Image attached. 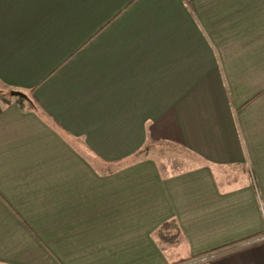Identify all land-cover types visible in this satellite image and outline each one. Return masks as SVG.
Listing matches in <instances>:
<instances>
[{
    "label": "crops",
    "instance_id": "1",
    "mask_svg": "<svg viewBox=\"0 0 264 264\" xmlns=\"http://www.w3.org/2000/svg\"><path fill=\"white\" fill-rule=\"evenodd\" d=\"M200 256L264 264V0H0V264Z\"/></svg>",
    "mask_w": 264,
    "mask_h": 264
},
{
    "label": "rangeland",
    "instance_id": "2",
    "mask_svg": "<svg viewBox=\"0 0 264 264\" xmlns=\"http://www.w3.org/2000/svg\"><path fill=\"white\" fill-rule=\"evenodd\" d=\"M154 157H156L158 160L162 162H168L173 163L174 159L177 158L181 163L179 165L180 169H187L190 166H193L197 162H195L194 159L191 158V156H188L184 154L182 151L179 150H164L163 153L160 151V149H154ZM157 151V152H156Z\"/></svg>",
    "mask_w": 264,
    "mask_h": 264
},
{
    "label": "trees",
    "instance_id": "3",
    "mask_svg": "<svg viewBox=\"0 0 264 264\" xmlns=\"http://www.w3.org/2000/svg\"><path fill=\"white\" fill-rule=\"evenodd\" d=\"M8 95L10 96L11 92H9ZM168 228H169V226L166 225V227H164L162 229V232L160 231L159 237L166 243H172L176 239L177 235H176V233L174 234V232L172 233L169 230H167ZM200 257H198V258H200ZM198 258H191V259L182 260L176 264H188V263H190V262H192Z\"/></svg>",
    "mask_w": 264,
    "mask_h": 264
},
{
    "label": "built area",
    "instance_id": "4",
    "mask_svg": "<svg viewBox=\"0 0 264 264\" xmlns=\"http://www.w3.org/2000/svg\"><path fill=\"white\" fill-rule=\"evenodd\" d=\"M210 260L209 256H201L200 258L188 263V264H208Z\"/></svg>",
    "mask_w": 264,
    "mask_h": 264
},
{
    "label": "water",
    "instance_id": "5",
    "mask_svg": "<svg viewBox=\"0 0 264 264\" xmlns=\"http://www.w3.org/2000/svg\"><path fill=\"white\" fill-rule=\"evenodd\" d=\"M11 96L12 97L21 98L23 100H28L29 99V97L26 94H24L22 92H17V91H12L11 92Z\"/></svg>",
    "mask_w": 264,
    "mask_h": 264
}]
</instances>
